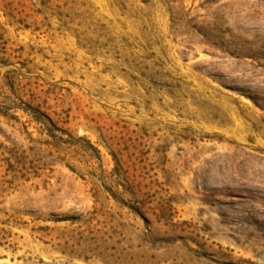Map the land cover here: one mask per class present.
<instances>
[{"label":"rangeland","instance_id":"1","mask_svg":"<svg viewBox=\"0 0 264 264\" xmlns=\"http://www.w3.org/2000/svg\"><path fill=\"white\" fill-rule=\"evenodd\" d=\"M0 264H264V0H0Z\"/></svg>","mask_w":264,"mask_h":264},{"label":"trees","instance_id":"2","mask_svg":"<svg viewBox=\"0 0 264 264\" xmlns=\"http://www.w3.org/2000/svg\"><path fill=\"white\" fill-rule=\"evenodd\" d=\"M10 88L12 89V86H10ZM11 110L10 107L8 108V111ZM16 110V108L14 109ZM22 112L28 116H30L32 118V120H34L36 123L38 124H45V125H49L51 128L54 129V126L52 124V121L49 119L48 116L44 115L43 113L39 112V111H32L30 109H21ZM132 210V209H131Z\"/></svg>","mask_w":264,"mask_h":264}]
</instances>
